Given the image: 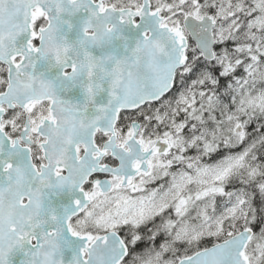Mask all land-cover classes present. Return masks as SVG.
I'll list each match as a JSON object with an SVG mask.
<instances>
[{
  "label": "snow or ice",
  "instance_id": "1",
  "mask_svg": "<svg viewBox=\"0 0 264 264\" xmlns=\"http://www.w3.org/2000/svg\"><path fill=\"white\" fill-rule=\"evenodd\" d=\"M0 264H264V0H0Z\"/></svg>",
  "mask_w": 264,
  "mask_h": 264
}]
</instances>
